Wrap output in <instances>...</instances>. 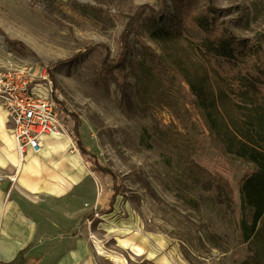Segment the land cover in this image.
Masks as SVG:
<instances>
[{"label":"rangeland","instance_id":"rangeland-1","mask_svg":"<svg viewBox=\"0 0 264 264\" xmlns=\"http://www.w3.org/2000/svg\"><path fill=\"white\" fill-rule=\"evenodd\" d=\"M206 3L225 11L237 38L260 45L264 62V0H0V64L28 65L35 77L46 70L52 83L61 138L45 136L40 157L55 176L85 177L73 207L71 197L59 206L84 214L97 208L88 219L92 239L127 264H137L135 254L148 257L139 264H264V218L249 243L239 230L238 185L252 167L214 146L190 95V117L181 124L140 73L141 45L163 53V43L150 37L152 21L175 31ZM74 127L95 168L115 176L119 195L109 214L112 182L77 158ZM12 133L6 115L0 154L18 159Z\"/></svg>","mask_w":264,"mask_h":264},{"label":"trees","instance_id":"trees-1","mask_svg":"<svg viewBox=\"0 0 264 264\" xmlns=\"http://www.w3.org/2000/svg\"><path fill=\"white\" fill-rule=\"evenodd\" d=\"M187 9L182 6L180 11L186 14ZM224 15V10L206 3L191 17L190 24L178 25L175 31L161 30L152 21L150 37L163 43V53L141 45L144 58L140 73L159 103L181 124L190 117L184 102L190 95L188 105L214 146L225 156L252 167L238 185L239 230L243 243H249L258 235L264 218V62L260 45L237 38L229 21L222 19ZM122 62L113 61L112 67ZM79 130L73 128L72 141L80 157L92 173L112 182L104 211L109 214L119 195L115 176L95 168L96 163L90 161V154L79 141ZM96 212L85 218H92ZM7 264H19V260Z\"/></svg>","mask_w":264,"mask_h":264},{"label":"crops","instance_id":"crops-1","mask_svg":"<svg viewBox=\"0 0 264 264\" xmlns=\"http://www.w3.org/2000/svg\"><path fill=\"white\" fill-rule=\"evenodd\" d=\"M5 126L6 114L2 111L0 130L5 131ZM10 146L16 149L14 139L10 140ZM45 149L44 141L37 155L28 151L27 157L17 159L14 154H0V170L5 176L15 175L13 183L8 178L0 184V264L16 260L19 264H113L96 252L89 232L90 218L85 216L97 208L84 214L83 208L59 206L63 203L61 200L71 197L67 206L73 207L79 192L75 189L85 177L49 173L51 168L46 157H40ZM75 152L83 161L78 151ZM8 165L15 168L14 173L7 171ZM40 204L52 206L41 208ZM134 256L138 258L137 264L148 261V257ZM155 261L164 262L160 258H154Z\"/></svg>","mask_w":264,"mask_h":264},{"label":"built area","instance_id":"built-area-1","mask_svg":"<svg viewBox=\"0 0 264 264\" xmlns=\"http://www.w3.org/2000/svg\"><path fill=\"white\" fill-rule=\"evenodd\" d=\"M51 90L46 70L35 77L28 65L8 67L0 64V106L12 125V136L21 157L28 151L39 154L45 136L59 135L57 105ZM4 179L0 174V183Z\"/></svg>","mask_w":264,"mask_h":264},{"label":"bare ground","instance_id":"bare-ground-1","mask_svg":"<svg viewBox=\"0 0 264 264\" xmlns=\"http://www.w3.org/2000/svg\"><path fill=\"white\" fill-rule=\"evenodd\" d=\"M55 137H56V138H61V135H55L54 138H55ZM72 153H73V154H72L71 156H68V162H69L70 164H73V161H74V159H75V156H74V155H75L74 150H72ZM19 162H20V161H19ZM16 169H18V167H17ZM7 171H9L10 173H14V172H15V168H14L12 165H8V166H7ZM17 171H19V170H17ZM13 180H15V177H13ZM93 243H94V247H95L96 252H97L100 256H102V257H104L105 259L109 260L111 263H113V264H127L125 258H123V257L119 256L118 254L113 253V252H111V251H109V250L104 249V248L100 245V243L97 242V241H94V240H93Z\"/></svg>","mask_w":264,"mask_h":264}]
</instances>
